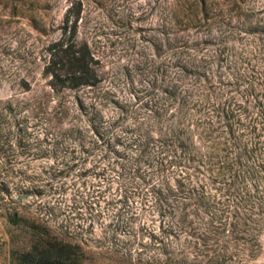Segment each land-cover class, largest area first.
<instances>
[{"label":"rangeland","instance_id":"rangeland-1","mask_svg":"<svg viewBox=\"0 0 264 264\" xmlns=\"http://www.w3.org/2000/svg\"><path fill=\"white\" fill-rule=\"evenodd\" d=\"M174 1L84 0L77 40L89 44L102 82L55 94L44 74L47 49L62 37L73 0H0V264H17L14 253L39 238L79 246L85 264L153 258L141 244L160 221L133 176L121 175L133 155L116 139L149 119L146 101L164 103L179 62L189 65L186 82L200 86L196 100L209 85L191 108L195 138L198 128L210 143H225L230 124L252 163L264 164V35L229 27L220 38L216 25L178 33ZM247 8L264 11V0ZM243 19L264 22V13ZM15 210L28 223L10 224ZM240 264H264V250Z\"/></svg>","mask_w":264,"mask_h":264},{"label":"trees","instance_id":"trees-1","mask_svg":"<svg viewBox=\"0 0 264 264\" xmlns=\"http://www.w3.org/2000/svg\"><path fill=\"white\" fill-rule=\"evenodd\" d=\"M249 2L175 0L169 5L170 24L178 27V33L216 25L220 38L230 32L229 27L231 31L240 27L237 29L246 35H264V22L252 25L243 19L264 13L247 8ZM83 7L84 0H73L62 37L47 49L44 74L50 77L49 86L55 94L95 88L102 82L89 44L77 40ZM234 20H239L238 26L232 25ZM178 51L183 54V49ZM178 64L179 77L165 87L164 103L151 106L146 101L149 119L136 128H124L116 139L133 155L127 160L131 166L125 163L121 167V175L133 176L144 204L160 221L159 231L149 233L150 242L141 244L143 252H154L145 263L240 264L254 260L264 250V164L252 163V152L239 146L230 124L226 125L225 143H210L197 127L199 137L195 138L198 124L191 108L209 92V85L202 84L196 100L198 83L193 88L186 82L189 65ZM113 148L120 154L116 143ZM6 216L14 226L28 223L17 210ZM78 249L71 243L39 238L27 251L14 253L13 259L17 264H85Z\"/></svg>","mask_w":264,"mask_h":264}]
</instances>
